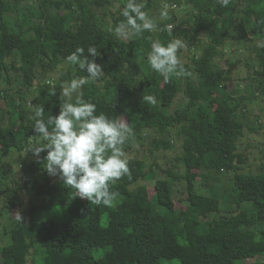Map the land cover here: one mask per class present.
Instances as JSON below:
<instances>
[{
  "label": "trees",
  "instance_id": "16d2710c",
  "mask_svg": "<svg viewBox=\"0 0 264 264\" xmlns=\"http://www.w3.org/2000/svg\"><path fill=\"white\" fill-rule=\"evenodd\" d=\"M138 2L146 12L154 5L153 0ZM124 4L125 0H0V99L9 109L7 127L2 126L4 114L0 115V160L9 152L25 153L29 143L39 144L40 139L33 138L34 121L29 119L33 107L43 105L45 120L57 115L65 100L63 87L87 75L64 60L78 47L85 49L86 56L89 46L97 49L95 63L104 74L82 86L83 99L96 105L97 115L104 113L117 121L124 117L134 132L123 145L124 152L147 146L143 158L128 159V165L142 167L140 175L133 181L125 175L109 185L119 194L110 206H93L76 197L62 180L53 182L44 170L46 152L22 165L21 182L13 179L9 166L0 171V216L9 222L3 232L7 242L0 245V264H30L32 256L34 264L174 260L179 264H264L248 262L264 257V171L238 173L246 158L238 152L237 143L248 127L236 116L246 99L240 92L248 86L246 78L232 77L228 60L222 67L214 63L226 49L231 55L234 48L253 47L264 67V0H230L227 7L218 0H165L166 5L188 13L184 24L191 25V34L186 42L198 52L189 57L191 67L181 62L188 78L184 86L196 91L197 97L190 102L184 98L175 108L182 94L181 79L166 80L152 71L147 55L154 41L166 45L178 35L167 27L176 25V15L168 12L169 19L158 33L117 34L116 26L125 19ZM255 40L260 44L255 45ZM192 76L196 85L189 81ZM263 82L261 76L256 88L264 100ZM148 95L157 99L156 105L143 102ZM140 108L150 119L148 125L141 121ZM176 144L180 149L174 165L162 168L155 153L173 150ZM202 171L235 173L230 203L243 214L242 219L221 209L213 184L197 183L194 176ZM141 182L153 188L155 205L138 191ZM24 194L47 207L33 204L29 215L24 214ZM178 194L185 196L186 214L175 207ZM58 206L67 219L53 214L51 210ZM16 209L20 222L11 217ZM93 214L97 226L89 223Z\"/></svg>",
  "mask_w": 264,
  "mask_h": 264
},
{
  "label": "clouds",
  "instance_id": "9594fccd",
  "mask_svg": "<svg viewBox=\"0 0 264 264\" xmlns=\"http://www.w3.org/2000/svg\"><path fill=\"white\" fill-rule=\"evenodd\" d=\"M218 2L223 7L230 4V0ZM143 8L138 0H125L122 13L125 19L116 26L115 32L140 36L145 31L157 30V23ZM159 18L169 19L166 5ZM185 47V41L179 37L166 45L154 41L147 55L150 69L166 80L180 76L185 69L177 53ZM86 53L87 56L85 49L78 47L64 58L67 64L86 71L87 75L74 78L63 87L65 100L58 114L45 120L43 105L33 107L29 119L34 121L32 130L36 135L33 138H39L40 143L27 144L24 152H31L34 157L46 152L43 164L49 175L57 176L65 187L75 191L76 197L91 205L110 206L119 194L110 190L109 185L129 174L123 145L134 132L124 122L110 119L104 113L97 115L96 105L83 99L82 86L104 76L101 66L95 63L97 49L89 46ZM89 56L92 59H88ZM54 94L52 91L51 95ZM142 100L153 106L157 104L152 95L143 96ZM14 219L21 221L19 214Z\"/></svg>",
  "mask_w": 264,
  "mask_h": 264
},
{
  "label": "rangeland",
  "instance_id": "374dc122",
  "mask_svg": "<svg viewBox=\"0 0 264 264\" xmlns=\"http://www.w3.org/2000/svg\"><path fill=\"white\" fill-rule=\"evenodd\" d=\"M153 6L147 10L148 15L153 18L154 22L157 23V30H155V33H158L162 28L163 20H160L159 13L162 8H164L165 0H153ZM167 6V11L172 12L176 15L177 21L176 25H172L168 28L169 32L171 34H178L176 37H179L183 39L186 43L185 48H182L179 50V58L182 63H185L189 67H191L190 59L189 57L192 56V53L195 52L198 54L197 51L192 50V44H189L186 42V36H189L191 34V25L184 24V21L188 18V13L186 11L179 10V7H172ZM170 15V14H169ZM175 37V38H176ZM131 42H127V44H130ZM194 45L199 46V43L197 40L193 41ZM255 45H259V40L254 41ZM228 51V49H226ZM225 51L222 55H220L218 58L215 59L214 63L217 67H222L225 64V61L228 60V63L232 66V77L233 78H246V85L248 86L246 90H243L240 92L241 95L245 96L246 99L243 103V111L238 113L236 118L237 120H240L244 122V124L247 125L248 128L244 129L243 136L239 139L237 143L238 152L243 154L245 156V162L241 164V171L238 172L239 174H258L264 171V100L260 99L258 94L259 91L256 88L257 83H259V80L261 79V76L264 77V67L260 66L258 63V58L260 55H257V51H255L252 48L248 50H235V48L232 50V54L229 55L228 52ZM246 63H248L249 66H246ZM259 73L261 75H257L255 73ZM57 76H59L57 74ZM249 76V78H247ZM179 79H181V90H180V96H178L177 100L175 101V104L173 108L176 107L179 101L186 98L189 102L196 99L197 94L196 91H194L192 88H186L184 86L185 82L188 81V78L185 74H181L180 76H177ZM187 79V80H186ZM189 81L194 85L197 84L196 79L192 76ZM264 83V82H263ZM157 89L152 90L151 94L154 95L156 93ZM7 105L3 102L2 99H0V115L4 114L3 117V123L2 126L5 125L8 126L9 123V112L7 110ZM140 114H141V121L143 125H148L150 123V119L148 115L145 113L144 108H140ZM257 117L258 120L254 122V118ZM250 118L251 121H247V119ZM121 122L125 123L124 117L121 118ZM147 147V146H146ZM145 148H139V146H135L131 150L125 151V158L131 159V158H143L144 154L143 151H145ZM138 150V152L136 151ZM179 145L176 144L175 148L173 150H169L166 152H159L155 153V157L157 159V164L160 165L162 168H171L174 165L175 155L179 153ZM35 159L38 157H34L31 154H17L15 152H9L2 160H0V171L5 170L9 166V170L13 172V179H16L17 181L21 182V171L20 168L23 164H27L31 159ZM148 157H146L147 159ZM151 160V159H150ZM129 174L127 175L128 181H133L140 173L142 172V167L137 164H131L128 165ZM7 170V169H6ZM6 178H9V172H6ZM235 173L232 174V172H218V173H209L207 174L205 171H202V173L195 174V180L197 183H200L203 180H207V183L210 182L214 185L216 188L220 200H221V209L228 211L226 215H234L235 219H242L243 214L241 212L237 213V210H234L236 207L234 204L230 203L233 196V191L231 189L232 182L234 180ZM193 177V175L191 176ZM206 177V179H205ZM53 182H59L61 181L57 176H52ZM146 186V187H145ZM110 188V186H109ZM110 190H112L110 188ZM138 191L141 193H144L147 195L149 200L152 202V204L155 205L156 198L155 193L152 187L149 186V184L140 183V187L138 188ZM60 199H62L61 196H59ZM175 207L181 211L183 214L187 213V205L185 203V196H181V194L175 197ZM21 203L23 204V207L21 209L24 211V214L29 215L30 210L32 209L31 205L37 204V206L47 207L45 203H42L41 201H36L35 199H31L27 195H22ZM53 214L57 215L58 219H67V214L63 211V208L61 206H58L54 210H51ZM235 211V213H234ZM18 213V209L13 210L11 212V217H15ZM89 223L91 226H97L98 225V219L95 214L92 215L91 221L89 220ZM9 228V222L7 217L5 215L0 216V245H3V243L7 242V237L3 236L4 230H7ZM139 238L144 239L146 242H152V239L144 236H137ZM248 262H264V257H256L254 259L248 260ZM0 263H1V255H0ZM30 264H34V258L33 256L30 257ZM161 264H179L178 260L171 261H162Z\"/></svg>",
  "mask_w": 264,
  "mask_h": 264
}]
</instances>
